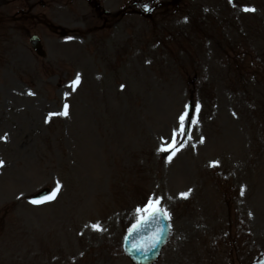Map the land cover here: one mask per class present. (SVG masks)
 <instances>
[{
	"label": "rangeland",
	"instance_id": "1",
	"mask_svg": "<svg viewBox=\"0 0 264 264\" xmlns=\"http://www.w3.org/2000/svg\"><path fill=\"white\" fill-rule=\"evenodd\" d=\"M0 162V264H264V0H0Z\"/></svg>",
	"mask_w": 264,
	"mask_h": 264
},
{
	"label": "water",
	"instance_id": "2",
	"mask_svg": "<svg viewBox=\"0 0 264 264\" xmlns=\"http://www.w3.org/2000/svg\"><path fill=\"white\" fill-rule=\"evenodd\" d=\"M33 44L40 50L37 37H34ZM147 217L148 214L129 231L125 239V251L136 264H153L169 237V223L162 212L153 219Z\"/></svg>",
	"mask_w": 264,
	"mask_h": 264
},
{
	"label": "snow or ice",
	"instance_id": "3",
	"mask_svg": "<svg viewBox=\"0 0 264 264\" xmlns=\"http://www.w3.org/2000/svg\"><path fill=\"white\" fill-rule=\"evenodd\" d=\"M245 11H247L248 9H244ZM79 82V77L77 78V81H76V83H78ZM199 106H197V108H198ZM65 108H67V106H65ZM65 114H66V112H65ZM185 119H186V116L185 115H181L180 116V118H179V120H180V123H181V125H183V123L185 122ZM195 122V121H194ZM182 133H183V128L181 127V129H179V130H174V132H173V141H172V144H173V151H172V154H174V151H175V149H174V145H175V143H176V137H178V136H180V135H182ZM201 142H203V141H201ZM160 150H162V151H167V150H169L168 149V147H162ZM169 159H171V156L169 157ZM215 163V162H214ZM0 165H2V162H0ZM59 184H57V191L59 190ZM55 195H56V192H53L52 193V196L50 197V199L51 198H54L55 197ZM183 196H186L187 194H182ZM32 203H34V204H37V203H40V201H32ZM159 202L157 201L156 202V204H158ZM156 204H154L153 202H149V204H148V206L146 207V209L144 210V211H146V212H148V219L150 220V219H153V218H155L157 215H159L161 212H163V209H160V208H158L157 206H156ZM138 211H140L139 209H138ZM95 228H98L99 226H94Z\"/></svg>",
	"mask_w": 264,
	"mask_h": 264
}]
</instances>
